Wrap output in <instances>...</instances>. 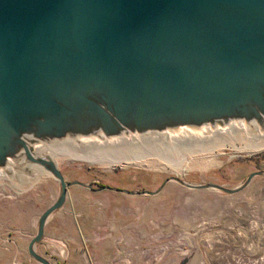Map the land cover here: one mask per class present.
<instances>
[{
	"label": "water",
	"instance_id": "1",
	"mask_svg": "<svg viewBox=\"0 0 264 264\" xmlns=\"http://www.w3.org/2000/svg\"><path fill=\"white\" fill-rule=\"evenodd\" d=\"M238 125L264 137V0H0V174L41 167L61 185L28 247L42 264L36 245L70 183L39 147L199 143Z\"/></svg>",
	"mask_w": 264,
	"mask_h": 264
},
{
	"label": "rangeland",
	"instance_id": "2",
	"mask_svg": "<svg viewBox=\"0 0 264 264\" xmlns=\"http://www.w3.org/2000/svg\"><path fill=\"white\" fill-rule=\"evenodd\" d=\"M219 133L229 140L187 151L180 169L160 157L114 166L57 157L70 185L37 253L52 264H264V149H246L257 140L246 127ZM60 193L47 171L0 177V264H42L28 246Z\"/></svg>",
	"mask_w": 264,
	"mask_h": 264
},
{
	"label": "bare ground",
	"instance_id": "3",
	"mask_svg": "<svg viewBox=\"0 0 264 264\" xmlns=\"http://www.w3.org/2000/svg\"><path fill=\"white\" fill-rule=\"evenodd\" d=\"M183 133L189 134L187 131H183ZM227 140L229 139L225 138L222 133L217 134L209 141L199 143L189 139L180 140L167 133L156 134L143 139L133 137L130 139H116L110 142L85 140L81 145L72 143L44 145L38 148V153L53 160L62 154H67L74 158L86 159L93 163L109 164L110 166L144 161L150 157H160L170 165H175L177 169H180L190 163L188 160L182 161L186 158L184 155L187 151L207 148L213 150ZM245 146L246 149L253 152L262 150L264 149V137L259 140L250 139ZM35 169V173L39 176L45 172L41 167ZM2 175L0 174V177Z\"/></svg>",
	"mask_w": 264,
	"mask_h": 264
},
{
	"label": "crops",
	"instance_id": "4",
	"mask_svg": "<svg viewBox=\"0 0 264 264\" xmlns=\"http://www.w3.org/2000/svg\"><path fill=\"white\" fill-rule=\"evenodd\" d=\"M28 247H29V246H28ZM78 260H79V261H82V262H85L84 260H82V258H81V257H79V259H78ZM82 262H81V264H83Z\"/></svg>",
	"mask_w": 264,
	"mask_h": 264
},
{
	"label": "flooded vegetation",
	"instance_id": "5",
	"mask_svg": "<svg viewBox=\"0 0 264 264\" xmlns=\"http://www.w3.org/2000/svg\"><path fill=\"white\" fill-rule=\"evenodd\" d=\"M99 164H101V163H99ZM124 164V163H123ZM101 165H108V166H110L109 164H101ZM114 165H118V164H114ZM114 165H112V166H114Z\"/></svg>",
	"mask_w": 264,
	"mask_h": 264
}]
</instances>
